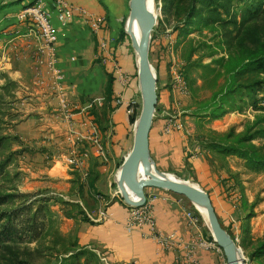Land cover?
Masks as SVG:
<instances>
[{
	"label": "crops",
	"instance_id": "crops-1",
	"mask_svg": "<svg viewBox=\"0 0 264 264\" xmlns=\"http://www.w3.org/2000/svg\"><path fill=\"white\" fill-rule=\"evenodd\" d=\"M36 1L0 0V90L5 91L10 112V135L20 139L15 149L23 150L17 156L21 190L53 195V208L72 228L75 240L103 249L113 264H218L211 233L162 189L145 190L156 231L147 237L126 227L130 206L114 185V172L133 147L130 106L143 94L135 56L127 41L119 39L118 1L109 0L108 6L104 0H65L105 17L95 33L78 10L63 24L55 0H45L58 35L53 55L20 17ZM159 66L158 102L149 135L151 159L166 173L186 169L192 173L239 248L244 241L262 238L264 199L254 208L253 193L246 188L247 195L243 193V201L234 207L232 191L225 187L234 182V160L220 159L224 163L217 166L218 160L210 162L198 148L191 149L189 133L194 132L196 119L186 114L187 97L179 94L165 62ZM55 69L63 80H58ZM222 124L217 119L207 127L222 132ZM201 137L195 135L197 141ZM261 192L264 198V188Z\"/></svg>",
	"mask_w": 264,
	"mask_h": 264
},
{
	"label": "rangeland",
	"instance_id": "rangeland-1",
	"mask_svg": "<svg viewBox=\"0 0 264 264\" xmlns=\"http://www.w3.org/2000/svg\"><path fill=\"white\" fill-rule=\"evenodd\" d=\"M117 1V6L122 11L119 24L125 32L126 20L131 14L130 0ZM154 1L158 14L151 32L149 60L157 83L159 65L165 62V70L174 77L177 85L173 84L174 87L176 86L180 95L187 97L184 100L187 103L184 107H188L186 114L196 119L195 122L189 119V122H194V132L189 133H192V137L189 136L191 149L194 151V148H198L210 162L218 160L217 166H220V159L234 160V182H227L225 187L232 191L234 207L243 201L244 194L247 195L246 188L251 190L252 205L255 208L264 199L261 192L264 188V171L248 168L245 159L236 154L222 152L213 144L221 140L241 147H249L252 144L257 148V157L264 159V74L250 70L247 63L253 56V50H264V0H211L210 6L203 0ZM125 34V40L134 57L133 41L127 32ZM32 35L37 38L34 32ZM258 38L260 40L256 42ZM181 74L184 77L183 82H180ZM255 81L262 84L254 88L249 87ZM238 85L243 87L238 88ZM0 95V139H3L0 143V161L12 156L11 163L0 176V195L17 194L5 206H0V211L20 208L18 216H15L10 224L11 229L7 233L9 240L0 245V264L17 259L32 264H59L64 261L72 262V256L75 255L86 264H113L103 249L83 246L75 240L72 228L70 230V226L64 223L59 212L53 208V195L21 190V172L17 156L23 150L15 149L20 144V139L10 135V112L4 102L5 91L0 90ZM143 106V96L138 103H132L130 106L133 133ZM217 119L223 121L225 129L222 132L207 127V124ZM231 131H234V134L224 139L223 135ZM195 135L202 137L197 141ZM248 137H253V140L240 143L241 139ZM146 160L158 172H164L157 168L150 155ZM121 166L116 168L114 177ZM167 173L199 186L188 169ZM114 185L120 188L117 181ZM162 190L178 199V206L193 219H198L203 231L211 233L209 241L219 255L218 264H226L223 250L215 241L211 228L197 210L194 201ZM253 213L254 210L250 209L249 215ZM224 228L239 251L240 246L234 239L231 228ZM256 245L255 241H244V249L241 248L246 257V264H264L263 259L253 260L249 258V254H245L254 250Z\"/></svg>",
	"mask_w": 264,
	"mask_h": 264
},
{
	"label": "water",
	"instance_id": "water-1",
	"mask_svg": "<svg viewBox=\"0 0 264 264\" xmlns=\"http://www.w3.org/2000/svg\"><path fill=\"white\" fill-rule=\"evenodd\" d=\"M129 6L131 14L138 15L144 26L138 45V75L144 106L138 119L133 147L122 164V181L119 185L122 189V196L129 205L137 206L145 203V190L147 188H158L184 196L194 202L203 201L206 205L213 237L224 252L226 264H246L243 250L238 247V253L241 255L236 252V244L222 227L210 195L206 191L185 180L155 176L154 174H148L141 178L136 176V170L141 159L149 156V135L158 102L157 77L153 73L149 60L150 38L156 23V17L148 10L143 0H130ZM153 169L158 172L155 167ZM128 199L138 200L139 202L133 203Z\"/></svg>",
	"mask_w": 264,
	"mask_h": 264
},
{
	"label": "built area",
	"instance_id": "built-area-1",
	"mask_svg": "<svg viewBox=\"0 0 264 264\" xmlns=\"http://www.w3.org/2000/svg\"><path fill=\"white\" fill-rule=\"evenodd\" d=\"M55 5L58 18L63 24L68 23L77 10L87 17L95 33L99 32L105 21V17H95L85 9L75 7L65 0H55ZM20 17L23 21L30 23L31 31L37 35V39L42 43L43 47L53 55L57 47L58 35L52 22L51 12L48 10L45 0H37L34 4L23 9ZM50 64L52 68H55L54 56H51ZM56 73L58 80H63L64 76L62 73L60 71H56ZM71 163H73L72 160ZM129 206L130 214L126 225L128 231L138 230L147 237L152 235L156 231L157 225L153 208L147 203ZM101 215L102 217H106V213H101Z\"/></svg>",
	"mask_w": 264,
	"mask_h": 264
},
{
	"label": "trees",
	"instance_id": "trees-1",
	"mask_svg": "<svg viewBox=\"0 0 264 264\" xmlns=\"http://www.w3.org/2000/svg\"><path fill=\"white\" fill-rule=\"evenodd\" d=\"M112 1L104 0L106 4L107 2L111 3ZM203 2L209 6L211 5V0H203ZM123 22L124 21L122 20V23ZM125 36L126 34L124 30L121 28V31L119 33V39L123 40L125 39ZM263 38H264V35H263ZM259 40L260 38H258L256 42H259ZM247 63L250 65V68H251L250 70L254 71L255 73L264 74V50H261V49L253 50V56L251 57L250 61ZM259 84H262V83H260V81L259 82L255 81V83H253L252 85H249V87H252V88L258 87ZM241 87H243V85H238V88H241ZM131 121L133 122V118H131ZM233 134H234V131H231L228 134L223 135V137L225 139V137L227 138L231 137ZM2 140L3 139H0V143ZM252 140H253V137H248L246 139H241L240 143L250 142ZM213 145L216 148H219V150H221L222 152L236 154L240 156L242 159H245L247 162L248 168L253 169L255 171H264V159L257 157V154H255V151L257 148L254 145L251 144L249 147H241L240 145H236L234 143H225L222 140L217 141V142L215 141ZM10 156L0 161V176L2 175L3 172H5L7 166L11 163L12 156L11 157ZM15 196H17V194L8 193V194L0 195V206H5L10 200H13ZM19 212H20V208L3 209L0 211V245L3 242L9 240L7 233L10 232V229H11L10 224L12 220L14 219V217L18 216ZM255 242H257V245L254 248V250L249 252V258L253 260L260 259L259 261H262V259L264 260V235L262 238L257 239ZM7 264H32V263L26 260L17 259ZM59 264H86V263H82L79 256L75 255V256H72V262L64 261Z\"/></svg>",
	"mask_w": 264,
	"mask_h": 264
},
{
	"label": "bare ground",
	"instance_id": "bare-ground-1",
	"mask_svg": "<svg viewBox=\"0 0 264 264\" xmlns=\"http://www.w3.org/2000/svg\"><path fill=\"white\" fill-rule=\"evenodd\" d=\"M143 1H144V4L146 5V7L148 8V10L151 11L157 19L158 13H157V10L155 7V1L154 0H143ZM143 28H144L143 23H142V21L138 15L130 14L128 16V18L126 20V24H125V30L133 41L135 60H136L137 65H138V45H139L140 36H141L142 31H143ZM153 73L155 74L154 69H153ZM137 124H138V121L135 125L136 128H137ZM148 174H154L155 176L172 178V179H176V180L179 179L177 176H175L174 174H171V173L155 172L152 165L150 163H148L146 158H142L138 167H137L136 176L138 178H141V177L147 176ZM115 179H116L117 183L120 185V182L122 181V166L117 171ZM120 190L122 191L121 188H120ZM128 200L130 202H133V203L139 202L138 200H132V199H128ZM193 203H195L197 210L202 214L203 219H205V221L207 222V225L210 228L205 203L203 201H196ZM235 250H236V248H235ZM236 252L238 253L239 251L236 250ZM238 254H240V253H238Z\"/></svg>",
	"mask_w": 264,
	"mask_h": 264
}]
</instances>
